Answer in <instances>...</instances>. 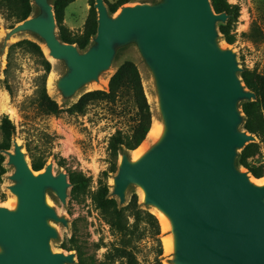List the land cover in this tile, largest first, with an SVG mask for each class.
I'll use <instances>...</instances> for the list:
<instances>
[{"label": "water", "instance_id": "1", "mask_svg": "<svg viewBox=\"0 0 264 264\" xmlns=\"http://www.w3.org/2000/svg\"><path fill=\"white\" fill-rule=\"evenodd\" d=\"M50 1L33 0L37 14L6 40L22 32L42 40L52 60L66 66L56 83L63 99L97 82L129 45L152 75L163 134L138 160L119 156L110 198L124 206L127 190L137 186L143 206L168 219L171 264H264V184L236 163L239 151L257 140L240 130L239 108L256 96L239 77L235 53L218 43L227 14L215 13L210 0H154L112 16L104 0H95L97 31L82 52L61 41ZM12 145L5 154L16 204L0 207V264H77L75 252L51 249L58 239L52 223L68 222L47 194L64 205L68 175L54 174L52 163L34 172L16 139Z\"/></svg>", "mask_w": 264, "mask_h": 264}, {"label": "rangeland", "instance_id": "2", "mask_svg": "<svg viewBox=\"0 0 264 264\" xmlns=\"http://www.w3.org/2000/svg\"><path fill=\"white\" fill-rule=\"evenodd\" d=\"M53 1L51 0L50 3L52 4ZM107 1L114 3L117 0ZM153 1L131 0L124 6ZM227 2L237 5L240 10L239 17L232 22L236 42L228 45L220 36L218 39L220 47L235 53L240 69H248L264 75V0H227ZM94 4L95 0H75L64 11L63 25L74 34L82 32ZM34 10L37 14L38 9L35 5ZM15 25L11 17L0 8V207L6 206V203L13 198L9 187L12 185L10 176L14 168L7 165L8 157L5 151L13 150L12 140L16 139L22 146L29 164L27 148L35 158L45 159L46 164L52 163L54 174L68 175V172H81L88 179L87 186L77 191L73 199L70 196L72 187L68 189V197L64 205L51 192L47 194L49 206L59 217L68 222L66 227L52 223L58 233V239L51 241V249L54 252L71 253L63 249L62 245L69 246L70 239L74 238L89 255H94L98 263L122 264V260L117 258L116 250L125 249L133 255L138 264H171V253H165L164 244V239L170 236L169 229L163 230L156 217L158 213L156 210L143 206L142 191L137 186L129 187L126 204L118 207H125L131 196L136 195L139 206L156 217L158 231L144 224L135 226L132 218H128L125 231L113 230L107 224L102 210L94 199L98 190L104 185L109 189V198L112 193L113 178L116 173H108L110 166L108 145L117 132L130 134L136 112L132 102L127 97L120 98L116 102L95 101L86 107L83 114L71 115L64 112L59 116L43 113L36 102L37 91L45 80L48 95L61 109H67L84 93L94 90L107 91L108 81L116 69L124 61H131L140 73L152 121L156 120L160 123L152 75L136 47L129 45L123 48L109 70L99 75L97 82L84 86L73 98L65 100L57 91L56 83L66 73V66L63 62L47 58L43 51V42L35 34L22 32L6 40V34ZM252 25L261 32V37L258 39L251 40L247 37ZM23 40L40 46L43 58L51 64V70L47 75H45L44 59L41 56L20 47L10 48ZM49 78L52 80L50 93L47 88ZM6 108L13 110L14 114H8ZM4 120L14 127V133L8 142V150L1 149L6 142L1 130ZM256 143L259 147L258 153L249 160V163L264 166V140H256ZM126 154L133 160L132 151ZM59 161L62 165H59ZM239 169L246 171L241 167ZM249 176L255 179L250 174ZM258 180L264 184V177Z\"/></svg>", "mask_w": 264, "mask_h": 264}, {"label": "trees", "instance_id": "3", "mask_svg": "<svg viewBox=\"0 0 264 264\" xmlns=\"http://www.w3.org/2000/svg\"><path fill=\"white\" fill-rule=\"evenodd\" d=\"M75 0H54L52 3L53 12L57 24L58 34L62 42L75 45L80 51H86L91 39L97 31V14L94 8L90 9L89 15L84 24L82 32L74 34L63 25L65 9ZM110 15L115 14L121 7L129 4L131 0H117L110 3L104 0ZM215 13H226L228 20L225 24H219L218 31L221 39L228 45L236 42V34L233 33L232 22L239 17V7L231 5L227 0H210ZM0 8L7 13L13 20V24L20 23L35 14L33 0H0ZM247 37L251 40L261 37L260 30L252 25ZM20 47L31 51L43 58L41 48L38 44L23 40L12 45L10 48ZM118 55L116 56V59ZM44 59V58H43ZM45 75L51 70V64L44 59ZM245 88L254 93L256 101L241 102L240 110L243 114L242 129L254 135L258 141L264 140V75L255 71L243 69L239 74ZM127 97L134 105L136 112L130 134L117 132L112 136L109 145V169L108 173H116L118 157L123 152L137 149L145 140L152 123L150 106L146 100L140 73L136 65L131 61H124L110 77L107 91L94 90L84 93L80 98L67 109H61L57 102L52 99L45 88V80L42 81L40 89L37 91V105L39 109L51 116H59L62 113L83 114L86 107L95 101L106 100L116 102L118 99ZM2 133L6 137V142L1 149H9V139L14 133V127L4 120L1 125ZM258 144L250 143L241 150L237 157V166L244 168L253 178L264 177V166L251 165L249 160L258 153ZM30 158V165L34 172L43 170L46 165L45 159L35 158L27 148ZM59 165L61 161L58 162ZM69 183L71 185L70 196L74 198L77 191L87 186L88 179L81 172H68ZM107 175V173L105 174ZM109 189L106 185L102 186L94 199L98 207L102 210L105 220L111 229L123 232L128 224V218L133 219V225L144 224L150 229L158 231L156 217L147 210H143L138 204L136 195H132L127 205L123 208L118 207V202L114 198H109ZM67 252L74 251L77 257V264H103L95 259L94 255H89L84 248L74 239H70V245H62ZM117 258L122 260V264H138L133 255L125 249H117Z\"/></svg>", "mask_w": 264, "mask_h": 264}, {"label": "bare ground", "instance_id": "4", "mask_svg": "<svg viewBox=\"0 0 264 264\" xmlns=\"http://www.w3.org/2000/svg\"><path fill=\"white\" fill-rule=\"evenodd\" d=\"M43 51H44L45 55L47 56V58L49 60H52V58L49 56V51L45 46H43ZM47 88H48V91L50 93L52 91V80H51V78H49V80H48ZM6 110H7L8 114H10V115L14 114L13 110H11L9 108H6ZM162 134H163V126L160 123H158V121L153 120L151 123L150 130H149L145 140L142 142V144L137 149L132 151V154H133L132 159L138 160L139 158H141L145 154L147 149L149 148V145L156 143L161 138ZM17 143H19V141H17ZM251 181L254 182L255 184L261 185L260 180H258V179H251ZM142 198H143V196H142ZM15 204H16V199L13 196V198L11 200H9L6 203V206H4V207L11 210V209L15 208ZM156 217L158 218L160 225L162 226L163 230L169 229V227H170L169 221L163 214L158 212L156 214ZM164 240H165V243H164L165 244V253H168V252L172 253L173 252L172 236H169L167 239H164Z\"/></svg>", "mask_w": 264, "mask_h": 264}]
</instances>
